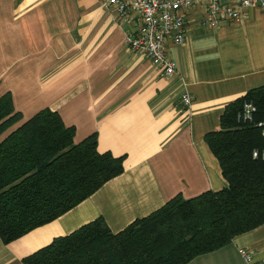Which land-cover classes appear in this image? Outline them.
<instances>
[{
    "label": "crops",
    "instance_id": "obj_1",
    "mask_svg": "<svg viewBox=\"0 0 264 264\" xmlns=\"http://www.w3.org/2000/svg\"><path fill=\"white\" fill-rule=\"evenodd\" d=\"M217 27L204 5L184 11L185 39L167 42L176 72L163 77L125 45L127 27L104 0H0V97L9 93L20 120L43 109L73 127L74 143L96 134L97 151L123 157V171L53 221L3 243L0 264L22 259L102 218L113 233L181 195L227 187L204 135L220 128L225 107L264 84V12ZM191 97L184 107L181 93ZM264 261V224L187 264Z\"/></svg>",
    "mask_w": 264,
    "mask_h": 264
},
{
    "label": "trees",
    "instance_id": "obj_2",
    "mask_svg": "<svg viewBox=\"0 0 264 264\" xmlns=\"http://www.w3.org/2000/svg\"><path fill=\"white\" fill-rule=\"evenodd\" d=\"M245 102L253 123L237 121ZM9 93L0 97V239L9 243L53 221L123 171V157L97 151L92 134L43 109L6 137L20 120ZM264 119V84L229 103L220 128L204 135L227 187L184 199L176 195L146 217L113 233L102 218L24 257V264H187L264 224V150L256 124Z\"/></svg>",
    "mask_w": 264,
    "mask_h": 264
},
{
    "label": "built area",
    "instance_id": "obj_3",
    "mask_svg": "<svg viewBox=\"0 0 264 264\" xmlns=\"http://www.w3.org/2000/svg\"><path fill=\"white\" fill-rule=\"evenodd\" d=\"M203 3V22L210 27H217L226 21H241L247 18L246 11L258 8L264 12V0H104L106 6L116 11V23L127 27L125 45L135 53L147 57L159 74L170 77L176 72L174 60L166 54L167 42L181 44L185 39L184 11ZM180 101L184 107L190 106L191 97L184 91ZM256 106L245 102L237 115V121L253 123ZM256 126L264 139V119ZM253 158L264 159V150L252 151ZM239 254L249 264H253L252 255L239 248ZM257 264H264L261 261Z\"/></svg>",
    "mask_w": 264,
    "mask_h": 264
}]
</instances>
